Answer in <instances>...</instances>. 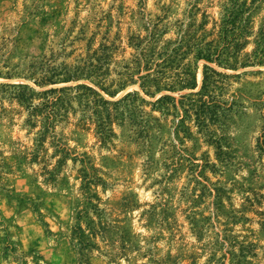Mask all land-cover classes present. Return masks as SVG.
Here are the masks:
<instances>
[{"label":"rangeland","instance_id":"obj_1","mask_svg":"<svg viewBox=\"0 0 264 264\" xmlns=\"http://www.w3.org/2000/svg\"><path fill=\"white\" fill-rule=\"evenodd\" d=\"M252 1L237 69H224L197 60L195 46L218 39L227 0H0V264H264V0ZM103 45L113 48L105 86L130 71L116 98L96 88L139 99L104 139L71 93L43 137L28 107L38 93L93 84L41 83L98 64ZM165 53L169 76L190 72L197 91L205 64L232 76L216 91L230 108L221 122L181 128V110L152 105L192 92L141 89L144 60L158 70ZM20 85L35 91L26 103Z\"/></svg>","mask_w":264,"mask_h":264},{"label":"trees","instance_id":"obj_2","mask_svg":"<svg viewBox=\"0 0 264 264\" xmlns=\"http://www.w3.org/2000/svg\"><path fill=\"white\" fill-rule=\"evenodd\" d=\"M256 0H253L254 4ZM250 13L251 8L248 6L247 0H227L222 6V17L220 23V30L218 33V39L212 40L207 43L197 44L195 46L196 59L205 60L207 63L216 64L218 67L224 69H237L239 64L238 60L231 61L230 58H235L237 53L245 47L243 40L248 37L251 32L250 27ZM262 41L260 48L255 52V60L259 63L264 57V33L262 35ZM112 46L102 47V56L97 59L98 64H91L88 69H78L77 73H64L63 76L58 79L45 77L41 85H59L62 83H71L82 79H87L92 82L93 85L81 83L77 86H64L59 88H50L44 92L38 93L42 96L44 101L39 105H29V109H32L31 117L37 114H42L44 121V131L41 135L44 137L54 126L55 122L60 117L66 116L67 105L72 101L71 93L76 92L74 97L78 100L79 104L84 108V119L88 117V112L92 110V116L95 117L97 123L98 133L103 136L104 139H109L114 136V133L110 127L112 119L116 121H123L125 117V107L127 102L135 101L139 99L140 93L133 91L128 93L123 98L111 101L106 99L101 92L96 88H100L101 91L106 93L112 98H116L119 91L114 90L112 87L117 83L119 90H125L126 84L124 78L128 77L127 72L130 71L129 67H125L126 73H122L119 76L120 81H113L112 86H105V78H103V66L110 59L109 52L112 50ZM233 49L234 55L230 54V50ZM165 59L162 63H157L158 70L150 68L152 55L146 60L145 68L146 74L143 75L139 72L138 79L141 81V89L150 95L156 97V95L163 91L176 92L178 86L180 91L190 89L192 92L180 96V100L177 101L171 95H162L157 102L152 103L155 108L169 111V107H172L177 113H183L177 117L178 124L181 127L188 119L195 118L198 127L201 129L207 128L210 124L221 122L222 117L226 112L230 110L226 103L219 101L216 96V91H221L224 87L221 85L222 80L231 78V75L222 73L216 70L214 67L205 64L203 72V82L201 89L197 91L198 85L196 83V76L191 75L190 72H184V76L178 80L172 79L167 69V58L171 62V56L168 53L164 54ZM243 63L242 65H244ZM246 66V65H244ZM190 71V69H189ZM56 76V75H55ZM131 76V75H130ZM57 80V81H55ZM27 91L35 92L30 87L19 86L18 93L15 95L17 98L26 103L29 98ZM210 100H206V97ZM144 101V99H142ZM179 103V106H178ZM181 110V112H180ZM183 128V126L181 127Z\"/></svg>","mask_w":264,"mask_h":264}]
</instances>
